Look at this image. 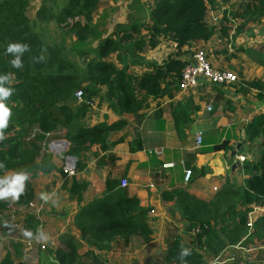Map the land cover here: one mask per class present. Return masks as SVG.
Instances as JSON below:
<instances>
[{
	"label": "trees",
	"instance_id": "obj_1",
	"mask_svg": "<svg viewBox=\"0 0 264 264\" xmlns=\"http://www.w3.org/2000/svg\"><path fill=\"white\" fill-rule=\"evenodd\" d=\"M35 1L0 0V75H8L4 87L12 89L5 101L11 116L0 140V165H3L0 181L6 179L8 172H27L34 178L55 171L65 178L62 159L47 150L50 143L65 140L68 149L63 160L76 158L68 193L80 203L87 187L78 179L86 167L85 153L94 146L102 153L108 152L119 143L110 141V137L125 125L119 120L110 125L104 122L90 126V104L100 98L108 102V108L117 116L137 115L148 96L161 97L170 86L179 90L178 81L186 64L181 60V50L207 42L214 35L215 27L207 16L216 8L217 0H149L147 3L127 0L126 20L115 24L110 34L106 30L108 9L104 10L102 0H40L30 17ZM239 8L241 13H233L232 18L247 16L250 21L264 16V0H243ZM50 27L57 37L46 34ZM160 40L172 41L177 50L161 65H156L147 61L144 53L156 48ZM10 43L29 46V51L21 56L22 68L11 64L14 55L6 53ZM131 67L150 71L138 76L129 73ZM78 90L84 94L81 103L74 99ZM251 126L249 138L254 141L264 134V116L256 117ZM138 148L130 144V152ZM222 149L228 148L223 145L216 151ZM243 170L250 175L243 186L228 180L210 202L188 195L177 198L180 218L195 233L196 250L190 249L186 264H202L203 250L217 256L246 236L249 207L264 206V144L258 161L245 163ZM25 187L26 191L15 199L14 205L29 207L33 197L27 190L30 185L26 183ZM9 199H0V217L10 209ZM147 214L148 210L140 207L138 199L129 197L120 182L108 178L103 196L83 206L74 218L81 240L93 251L78 255L80 243L63 234L59 237L60 248L54 251L38 248L32 257L35 263L27 264H106L95 252L108 251L116 238L124 247L132 238L142 242L149 239L152 231L147 225ZM27 218L31 240L35 221L32 216ZM249 237L247 242L252 238L264 242V215L255 222ZM181 248L177 237L168 242L165 261L182 264ZM5 250L0 264L23 261L22 244L10 242Z\"/></svg>",
	"mask_w": 264,
	"mask_h": 264
},
{
	"label": "crops",
	"instance_id": "obj_2",
	"mask_svg": "<svg viewBox=\"0 0 264 264\" xmlns=\"http://www.w3.org/2000/svg\"><path fill=\"white\" fill-rule=\"evenodd\" d=\"M242 1L217 0L216 8L207 16L215 27L214 35L207 42L181 50L184 62L189 61L196 50H204L214 68L234 73L237 82L210 85L201 79L196 88L185 92L175 91L170 86L161 97L148 96L137 115L117 116L108 108V102L95 99L90 104V126L123 120L122 129L110 137V141L119 143L106 153L96 146L85 153L86 167L78 174V179L87 187L80 203L69 196L70 176L61 178L55 171L34 178L28 176L25 184L30 185L27 190L31 191L33 207L16 206V200L9 199L10 209L0 217V260L6 254V245L13 242L22 244L25 253L18 264L35 263L32 257L38 247H26L30 237L27 233L32 232L28 228L27 215L33 217L34 236L39 237L45 250L60 248L59 237L69 234L80 243L78 255L93 251L81 240L74 218L83 206L103 196L108 178L120 184L124 180L127 182V186L121 188L129 197L138 199L141 208L148 210L147 225L152 234L146 242L132 238L127 247L116 238L108 251L95 252L106 264H175L165 261V256L168 242L176 237L182 248L196 250L195 233L188 229L189 223L180 218L177 198L188 195L210 202L228 180L243 186V181L250 176L244 173L243 166L258 161L264 144V134L254 141L249 138L251 123L256 117L264 116V16L250 21L247 16L232 18L233 13H241ZM102 2L104 10L108 9L106 30L110 34L115 24L125 22L128 2ZM176 48L172 41L160 40L156 48L144 53V57L161 65ZM148 71L150 69L144 67L129 69L130 74L138 76ZM251 83L261 85L254 87ZM198 133L201 143L196 147ZM130 144L138 145V150L130 152ZM223 145L228 149L216 151ZM63 158L62 168L69 163L67 157L66 161ZM185 169L192 172L188 183L184 181ZM12 174L8 172L6 178ZM42 194H48V199H42ZM244 238L240 244L245 250L235 248L239 243L225 248L217 256L203 250L200 252L202 264L215 258H219L221 264H264V242L256 238L247 242Z\"/></svg>",
	"mask_w": 264,
	"mask_h": 264
},
{
	"label": "built area",
	"instance_id": "obj_3",
	"mask_svg": "<svg viewBox=\"0 0 264 264\" xmlns=\"http://www.w3.org/2000/svg\"><path fill=\"white\" fill-rule=\"evenodd\" d=\"M212 22L215 21L212 19ZM201 79L205 80L210 85L225 86V85L235 84L237 82V76L234 73L229 71H221L214 68L209 62L206 52L202 49H198L193 53L191 59H189V61H186V64L183 70L181 71L180 78L178 81V89L181 92L194 89L197 87ZM83 97L84 94L81 90L76 91L74 94V99L78 103H81L83 101ZM208 110L210 111V109ZM200 143H201V134L198 133L195 136V146L199 147ZM238 160L242 162L243 158H239ZM63 171L68 176L72 177L74 175V168L72 167V163H70V166L64 167ZM191 176H192L191 170L185 169L184 170L185 183H188L190 181ZM120 185L121 187H126L127 182L125 180L121 181ZM29 207H33L32 203L29 204ZM263 215H264V206L253 205L249 207V210L247 212L246 224H245V227L247 229V234L244 239L249 238V236L253 234L254 224L256 220H258L257 218H260ZM34 246L38 247L42 251L46 249V246L43 243H41L37 235H35L33 239L31 240L29 239L28 241H26L27 249H31ZM235 248L245 250L243 247H241L240 243L236 245ZM246 251L249 252L250 249H247ZM206 264H221V262L219 258H215Z\"/></svg>",
	"mask_w": 264,
	"mask_h": 264
},
{
	"label": "clouds",
	"instance_id": "obj_4",
	"mask_svg": "<svg viewBox=\"0 0 264 264\" xmlns=\"http://www.w3.org/2000/svg\"><path fill=\"white\" fill-rule=\"evenodd\" d=\"M29 51V46L23 43H10L7 46L6 53H12L14 58L11 60V64L14 68H22L23 62L21 56ZM8 75H0V140L4 138L3 129L8 126V121L11 116V110L6 106L5 101L12 94V89L4 87V83L8 80ZM3 167V165H0ZM28 179L27 172H18L12 174L10 177L0 181V199L12 198L18 199L23 193L25 187V181ZM41 198L48 199V194H42ZM31 235V233H27ZM191 255V251L188 248H181L180 260L182 264H186L185 258Z\"/></svg>",
	"mask_w": 264,
	"mask_h": 264
},
{
	"label": "rangeland",
	"instance_id": "obj_5",
	"mask_svg": "<svg viewBox=\"0 0 264 264\" xmlns=\"http://www.w3.org/2000/svg\"><path fill=\"white\" fill-rule=\"evenodd\" d=\"M114 1L116 2L117 0H106L107 3H112ZM39 4H40V0H36L33 3V7H32V9L29 12L30 17H32L34 15L35 8H37L39 6ZM96 18L97 17H95L94 19L96 20ZM46 34L47 35L54 36V37H57V33L54 31V28L53 27L48 28V30H46ZM76 103H78V102H76ZM59 141H64V140H59ZM50 145H51V143L49 144V146H47V150L49 152L53 153V155H55L56 157H59L60 159H62L63 158V155L66 152L65 148H63L62 145L55 144V146H53V149L51 151ZM64 161H66V159H64ZM66 163H67L66 166H70V163H68V162H66ZM43 251H45V250H43Z\"/></svg>",
	"mask_w": 264,
	"mask_h": 264
},
{
	"label": "water",
	"instance_id": "obj_6",
	"mask_svg": "<svg viewBox=\"0 0 264 264\" xmlns=\"http://www.w3.org/2000/svg\"><path fill=\"white\" fill-rule=\"evenodd\" d=\"M57 143H59L60 145H62V147L65 148V150L67 151V149H68V142H66L65 140L64 141H54L53 143H51V145H50L51 151L53 149L54 144H57ZM67 160L70 163H72V167L75 168L76 158H74V157H67Z\"/></svg>",
	"mask_w": 264,
	"mask_h": 264
},
{
	"label": "bare ground",
	"instance_id": "obj_7",
	"mask_svg": "<svg viewBox=\"0 0 264 264\" xmlns=\"http://www.w3.org/2000/svg\"><path fill=\"white\" fill-rule=\"evenodd\" d=\"M56 148V147H55Z\"/></svg>",
	"mask_w": 264,
	"mask_h": 264
}]
</instances>
